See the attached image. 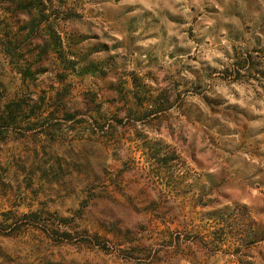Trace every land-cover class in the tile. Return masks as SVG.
Wrapping results in <instances>:
<instances>
[{"label": "clouds", "instance_id": "1", "mask_svg": "<svg viewBox=\"0 0 264 264\" xmlns=\"http://www.w3.org/2000/svg\"><path fill=\"white\" fill-rule=\"evenodd\" d=\"M43 5L42 11L34 12L41 18L40 27L27 41L18 46L27 33L17 35L16 29L8 36L0 33V80L7 87V91L0 88V264H172L171 257L165 255L166 237L158 221V217L167 219L159 189L161 178L154 181L149 171L148 164L154 168L155 163L146 146L161 139L172 143L174 137L175 146L180 147L181 134L172 124L171 114L168 120L137 119L129 111L134 105L117 93L100 91L101 131L94 122L99 116L84 95L95 78L69 71L67 79L58 82L56 74L64 71V65L54 50H49L43 63H34L36 53L32 50L50 43L48 25L61 35L67 33L64 17L72 10L83 14V21L74 25L82 32L87 31L82 23L91 22L92 32L107 33L109 38L119 32L126 38L124 21L135 16L143 23L159 21L171 36L167 14L178 5L176 11L189 23L197 18L193 25L197 36L206 37L199 59L214 69L227 68L233 63L234 46L251 47L253 37L258 36L264 47V0H191V4L189 0H43ZM190 7L197 11L190 12ZM206 8L219 11L209 13ZM20 20L30 23L31 18L22 15ZM135 35L139 37L140 32ZM96 43L85 40L73 49L77 55L67 59H80L86 48ZM125 47L120 49L122 54H127ZM108 55L111 53L94 51L88 61ZM29 67L33 73L41 67L48 71L25 79L21 73ZM81 67L83 64L77 65L76 71ZM133 67L130 63L126 70ZM174 78L196 79L188 71ZM119 79L108 77L113 83ZM208 84L215 93L230 88L241 99L233 101L229 96V102L240 104L253 101V88L260 90L261 99L255 103L262 106L264 116V89L255 81L251 85L225 83L217 75ZM183 89L182 83L178 91ZM109 97L116 99L106 103ZM187 100L191 103L192 96ZM152 107L146 105L140 111ZM258 211L257 218L264 223V210ZM196 247L192 256L181 254L180 264H201L204 257ZM240 258L248 257L241 252Z\"/></svg>", "mask_w": 264, "mask_h": 264}, {"label": "rangeland", "instance_id": "2", "mask_svg": "<svg viewBox=\"0 0 264 264\" xmlns=\"http://www.w3.org/2000/svg\"><path fill=\"white\" fill-rule=\"evenodd\" d=\"M43 7V0H0V33L8 36L12 29H16L17 35L27 33L18 41L19 46L38 31L41 18L34 16V12L42 11ZM177 7L167 14L171 36L161 28L159 21L143 23L142 18L134 16L124 21L126 38L119 32L110 38L107 33L102 36L92 32L91 22L82 23L87 31L75 29L74 25L84 18L82 12L72 10L64 17L69 26L64 35L48 25L50 43L37 45L32 50L36 53L34 63H43L53 49L64 65V71L56 74L58 82L66 80L69 71L78 77L95 78L92 85L85 88L84 95L99 116L94 122L101 131L104 117L100 114L103 104L97 102L102 99L100 91L117 93L121 100L134 105L129 111L137 119L168 120L171 114L172 124L181 134L180 147L175 146L174 137H171L172 143L161 139L146 146L155 163L154 168L148 164L149 171L154 181L156 177L161 178L159 189L167 219L158 217V221L161 234L166 237L165 255L171 257L172 264H180L182 253L192 256L193 246H197L196 250L204 257L201 264H264V223L257 218L258 210H264V167L261 166L264 164V116L262 106L255 103L261 99L260 90L253 88V101L245 100L240 104L229 102V96L233 101L241 99L230 88L215 93L208 84L219 75L225 83L243 81L244 85H251L255 81L264 89V47L258 36L253 37L255 43L251 47H233L234 58L229 67L214 69L207 61L199 59L206 37L197 36L193 28L197 18L193 17L189 23L186 16L176 11ZM196 11L195 7H190V12ZM205 11L219 10L206 8ZM22 15L29 16L30 23H21ZM136 32H140L139 37ZM85 40L97 43L87 47L80 59L68 60V56L77 55L73 49L83 45ZM125 45L127 54H122L120 49ZM94 51L111 55L88 61ZM130 63L134 67L127 71ZM80 64L83 67L77 72ZM122 69H125L123 75ZM47 71V67H41L33 73L29 67L21 75L28 79ZM183 71H188L195 81L174 78ZM110 75L120 76V79L113 83L108 80ZM97 80L99 85H96ZM182 83L184 89L180 92ZM0 88L7 91L3 80H0ZM244 92L247 94L246 87ZM189 95L191 103L187 100ZM115 99L109 97L105 102L112 103ZM146 105L153 107L140 111ZM142 162L147 164V159ZM224 188L227 191H220ZM219 204L223 207L217 206ZM166 224L172 227L168 229ZM241 252L248 258L241 259Z\"/></svg>", "mask_w": 264, "mask_h": 264}]
</instances>
